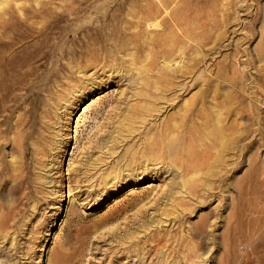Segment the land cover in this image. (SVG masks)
Returning <instances> with one entry per match:
<instances>
[{
    "label": "rangeland",
    "instance_id": "1",
    "mask_svg": "<svg viewBox=\"0 0 264 264\" xmlns=\"http://www.w3.org/2000/svg\"><path fill=\"white\" fill-rule=\"evenodd\" d=\"M9 1H12L9 7L19 18L23 19V13L33 9L43 13L27 20L35 22V28L44 26L50 12L64 14L85 5L87 9L82 13L72 14L62 23L64 31L72 34L86 26L93 27L94 22L101 24L99 13L110 11L122 0H83L82 4L81 0ZM188 1L191 5L188 10H197L201 20L192 30L186 48L175 46L182 48L169 64L175 69L183 67V62L189 59L191 69L194 63L196 67L186 75L188 93L179 98L178 106L169 114H175L193 95L205 92L209 100L216 94L215 101L208 106L214 108V103H219L238 111L247 108L248 117L255 120L253 128L264 126V0ZM22 19L19 20L25 22ZM33 36L36 41L37 34ZM72 36L56 37L54 41L66 47L76 46ZM148 52L146 49L143 55ZM118 58L128 60L125 53H119ZM59 60L58 56L52 58L48 69H58ZM151 60L155 62V70L142 74L140 79L153 81V74L163 69V57L146 61ZM62 63H69L68 59L63 58ZM78 66L69 63L72 73L65 78L64 70H58L54 81L49 83L57 82L50 92L57 90V94L64 93L66 97H48L41 91L40 99L45 100H36L39 108L52 109L51 119V115L43 119L46 125L40 131L56 145L54 148L50 142L43 144L51 147V151L41 156L42 165L33 167L35 193L31 191L18 200L17 185L6 181L0 187V218L7 212L16 214L0 230V264H246L250 247L261 246L264 240V222L259 224L254 219L264 206V138L250 146L253 151L250 162L248 147L241 151L228 149L220 166L212 167L221 176H208L202 190L190 193L174 184L173 193H169L172 181H179L176 176L180 170L176 167L144 162L141 168L121 171L119 176L118 170L111 172L114 167L127 168L121 155L130 146L136 147L147 129L165 117L154 113L144 123L135 124L138 131L119 143L111 157L103 153L105 150H92L96 157L105 158L108 167L95 164L88 167L86 174H71V169L86 156L88 145L111 130L112 122L119 119L115 116L118 110L109 113L116 105L115 100L124 109L136 102L131 96L140 89L131 79L138 71H131L126 64L127 71H105L104 75L100 71L93 76V86L100 80L110 83L105 82L101 90L76 101L74 97L82 94L81 89L75 88L77 82L82 79V85L91 87L90 76L95 71H88L84 77L85 69ZM38 84L39 81L35 85ZM29 92L31 89L19 93ZM151 92L160 89L152 88ZM232 97L236 102L230 100ZM100 106L103 110L95 109ZM231 116L227 125L244 127L239 114ZM17 157V153L10 152L6 160ZM85 170L82 168L81 172ZM151 175L157 178H150ZM202 176L205 175H200L204 179ZM133 178L143 180L130 182ZM202 218L208 226L199 235L193 226H199ZM193 245L199 247L191 253L188 249Z\"/></svg>",
    "mask_w": 264,
    "mask_h": 264
},
{
    "label": "bare ground",
    "instance_id": "2",
    "mask_svg": "<svg viewBox=\"0 0 264 264\" xmlns=\"http://www.w3.org/2000/svg\"><path fill=\"white\" fill-rule=\"evenodd\" d=\"M4 2L7 4L4 5ZM3 3L0 4V187L6 181L17 185L18 200L27 197L31 191L35 193L32 189L36 185L32 178L33 167L42 165L41 156H46L51 151V147L43 145L44 142H50L54 148L56 145V142L47 140L43 131H40L46 125L43 119L50 115L51 119L52 109L50 106L39 108L36 100L40 99L41 91H45L48 97H66L64 93L57 94V90L50 92L57 82L49 83L54 81L58 70H64L62 75L67 78L66 74L72 73L69 63L79 65L78 69H85L84 77H87L88 71L95 70L90 76L91 87L82 85V79L77 82L75 88L81 89L82 94L74 97L76 101H81L84 96L95 93L110 83L100 80L97 86H93V76H97L100 71V75H104L105 71H127L124 70L126 64L131 67V71H138V74H132L131 79L134 85H140L139 91L131 96L136 101L134 104L123 109L118 105L119 100H115L116 105L109 113L118 110L115 116L119 119L112 122L111 130L88 145L86 156L79 161L77 167L71 169V174H86L88 167L95 164L108 167L105 158L96 157L92 150H105L103 153L111 157L119 143L138 131L135 124L144 123L146 117H153L154 113L165 114V117L160 123L147 129L144 139L136 147L130 146L121 155L127 162V168L121 170L114 167L111 172L118 170L119 176L121 171L141 168L144 162L159 164L160 167H176L180 170L176 176L179 181H172L170 190H167L169 193H173L174 184L190 193L202 190L208 176H221L212 167L220 166L228 149L236 148L241 151L248 147L250 162L253 155L250 146L263 141L264 126L253 128L255 120L248 117L250 111L247 108L238 111L233 107H222L219 103H214V108L208 106L209 102L215 101L216 94L209 100L205 92H199L189 102L184 101L175 114H169L178 106L179 98L188 93L185 92L190 87L185 82L186 75L191 74L196 67L194 63L191 69L189 59L183 62V67L179 65L173 69L169 64L182 45L183 49L186 48L192 30L201 20L197 10H188L191 6L188 0H122L111 9L112 12L107 10L99 13L101 24L94 22L93 27L86 26L72 31V34L64 31L62 23L66 17L82 13L87 9L85 5L64 14L63 11L53 14L50 12L46 14V18L43 17L46 20L42 24L44 26L35 28V22L27 20L43 15L40 10L33 9L30 13H23L22 19L9 7L12 1L4 0ZM82 3L85 1L81 0ZM136 27L140 28L139 31H132ZM33 34H37L36 41H33ZM71 35H74L72 38L76 46L66 47V44L58 45L54 41L56 37L62 36L65 39ZM176 45L181 46L176 48ZM146 49L149 52L144 56ZM119 53H125L128 60L118 58ZM76 54L78 57H74ZM56 56L60 59L58 69H48L52 58ZM158 56L165 61L163 69L153 74V81L143 77L140 79L142 74L155 70L154 60H146ZM63 58L68 59L69 63L64 65ZM137 65L142 68L138 69ZM37 81L39 84L36 86ZM105 82L107 83L103 85ZM152 88L160 89V92H151ZM23 89H31V92L19 93ZM165 89L171 92H164ZM179 89L183 92H175ZM40 100L44 101L45 98ZM230 100L236 102L235 97ZM95 109L103 110L101 106ZM238 114L244 119V127L227 125L226 120L231 115L237 117ZM10 152L18 154L16 160H6V155ZM82 168L86 170L81 172ZM210 168L211 171H208ZM200 175L206 177L202 176V179ZM150 178L157 176L151 175ZM134 180L139 182L143 179L133 178L130 182ZM15 217L14 212L4 214L0 218V230L7 226V220ZM254 219L259 224L264 222V206L257 211ZM202 220L199 226H193L199 235H203L208 226H205V219ZM198 247L193 245L188 251L193 253ZM248 254L246 264H264V240L261 246H251ZM186 257L189 258L190 253Z\"/></svg>",
    "mask_w": 264,
    "mask_h": 264
}]
</instances>
